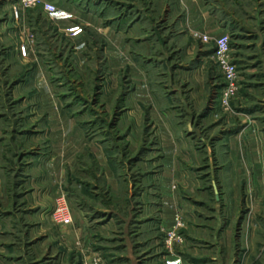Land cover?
I'll list each match as a JSON object with an SVG mask.
<instances>
[{
  "label": "rangeland",
  "instance_id": "374dc122",
  "mask_svg": "<svg viewBox=\"0 0 264 264\" xmlns=\"http://www.w3.org/2000/svg\"><path fill=\"white\" fill-rule=\"evenodd\" d=\"M18 1L0 0V55L6 46L14 49L0 65V134H83L89 152L101 162L109 157L120 174L108 187L81 173L63 186L73 222L52 232L61 264H175L170 257L184 264H264V0H220L219 14L211 11L222 19L220 36L231 40L238 90L224 100L226 84L214 50L208 51V88L189 111L174 100V124L154 122L151 107L134 106V81L127 71L106 66L97 36L83 56L70 57L65 40L60 48L53 45L58 55L68 54L53 76L45 75V89L37 79L21 82L19 75L27 73L21 38L31 44L32 34L36 41L53 32L39 12L15 20ZM104 1L114 14L132 3ZM32 19L40 20L42 31ZM154 65L160 69L162 61ZM156 78L165 92V76ZM158 102L164 113L165 102ZM166 128L175 133L171 142L181 167L176 181H167ZM177 217L181 228L175 227Z\"/></svg>",
  "mask_w": 264,
  "mask_h": 264
},
{
  "label": "crops",
  "instance_id": "0c3cea01",
  "mask_svg": "<svg viewBox=\"0 0 264 264\" xmlns=\"http://www.w3.org/2000/svg\"><path fill=\"white\" fill-rule=\"evenodd\" d=\"M44 1L57 9L52 22L40 11L27 13L44 15L53 35L42 34L35 41L32 34L31 44L27 36V42L21 38L22 45L27 46L26 56H19L24 62L22 68L27 70L19 75L21 82L37 79L42 86L39 89H45V75L53 76L55 67H62L68 54L57 53L62 41L73 49L70 57L83 56L90 48V39L97 36L102 42V60L113 70L127 71L135 84L134 106L151 107L152 121L177 122L176 106H172L175 99L181 103L179 107L188 111L194 99L197 101L194 105L199 106L202 92L209 84L206 56L214 50L212 43L203 44L200 39L202 36L216 39L223 32L222 19L211 13L213 10L219 14L223 6L220 0H216L219 4H209V0H131L132 3L125 2L127 12L118 14L104 0H98L99 4L95 0ZM82 5L86 8L81 9ZM98 9L108 12L100 16L94 13ZM24 18L23 14L22 23ZM31 24L42 31L40 20L32 19ZM75 26L82 28L81 35L69 38L64 34ZM5 49L0 55L2 67L13 48ZM155 60L162 61L160 69L154 68ZM159 75L165 76L166 90L162 93L157 89L162 85L156 78ZM181 88L182 94H176ZM158 100L165 102L164 113L157 110ZM188 111L185 112L189 116ZM171 134L175 133L166 128L171 156L167 181H176L181 167ZM63 139L68 141L67 145ZM90 146L83 134H0V264H61V245L52 234L57 226L49 216L55 199L63 194V186L80 177L79 173L92 181H103L106 187L113 178L120 177L109 157L101 162L95 153L89 152ZM85 151L87 156L82 155ZM64 162L67 166H63ZM74 217L76 221L79 219L77 214ZM169 259L184 264L174 257Z\"/></svg>",
  "mask_w": 264,
  "mask_h": 264
},
{
  "label": "built area",
  "instance_id": "2783aa9c",
  "mask_svg": "<svg viewBox=\"0 0 264 264\" xmlns=\"http://www.w3.org/2000/svg\"><path fill=\"white\" fill-rule=\"evenodd\" d=\"M34 10L40 11L43 14L47 15L50 22L54 20V16L57 13L56 7L51 3L45 2L44 0H19L18 3L12 8V13L14 19L18 20L20 13L22 14L24 12ZM64 33L69 38H76L83 33V30L79 26H75L67 29ZM200 40L203 44H213V60L218 65L223 80L226 84V87L224 89V100H227L228 98L234 96L238 90L236 66L230 59L231 40L227 35L220 36L216 39L202 36ZM20 53L22 57L26 56V48L24 46L20 48ZM49 217L52 224L57 227L66 228L72 225V215L70 213L69 205L64 194H61L56 198L54 207ZM175 221V227L181 228L182 222H180V219L177 217ZM173 236V232L169 233L167 244L171 243Z\"/></svg>",
  "mask_w": 264,
  "mask_h": 264
}]
</instances>
